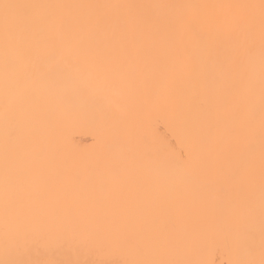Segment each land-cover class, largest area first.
<instances>
[{
	"label": "bare ground",
	"instance_id": "6f19581e",
	"mask_svg": "<svg viewBox=\"0 0 264 264\" xmlns=\"http://www.w3.org/2000/svg\"><path fill=\"white\" fill-rule=\"evenodd\" d=\"M262 254L261 0H0V264Z\"/></svg>",
	"mask_w": 264,
	"mask_h": 264
},
{
	"label": "snow or ice",
	"instance_id": "6c2138e0",
	"mask_svg": "<svg viewBox=\"0 0 264 264\" xmlns=\"http://www.w3.org/2000/svg\"><path fill=\"white\" fill-rule=\"evenodd\" d=\"M5 7H8V5H5ZM261 7L264 9V0H261ZM234 264H264V254H262V259L257 262L255 260H243V261H236Z\"/></svg>",
	"mask_w": 264,
	"mask_h": 264
}]
</instances>
